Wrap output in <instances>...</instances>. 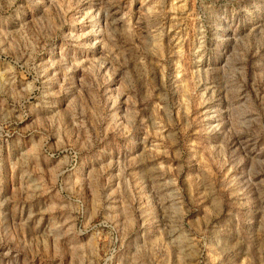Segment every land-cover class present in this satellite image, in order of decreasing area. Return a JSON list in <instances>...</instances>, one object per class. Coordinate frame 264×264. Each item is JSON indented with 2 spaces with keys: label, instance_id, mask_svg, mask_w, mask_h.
I'll return each mask as SVG.
<instances>
[{
  "label": "rangeland",
  "instance_id": "374dc122",
  "mask_svg": "<svg viewBox=\"0 0 264 264\" xmlns=\"http://www.w3.org/2000/svg\"><path fill=\"white\" fill-rule=\"evenodd\" d=\"M0 264H264V0H0Z\"/></svg>",
  "mask_w": 264,
  "mask_h": 264
}]
</instances>
